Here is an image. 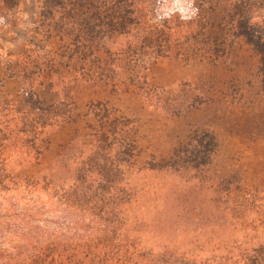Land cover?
<instances>
[{
  "label": "trees",
  "instance_id": "obj_1",
  "mask_svg": "<svg viewBox=\"0 0 264 264\" xmlns=\"http://www.w3.org/2000/svg\"><path fill=\"white\" fill-rule=\"evenodd\" d=\"M40 2L46 40L66 30L73 37V49L64 55L47 44L6 62L19 90L11 98L0 97V264H264L263 190L247 194L248 215L224 219L223 233L217 237L200 235L201 227L190 234L184 230L164 236L166 231L157 230L147 219L145 191L127 175L135 165V147L117 135L116 128L92 133L96 139L89 145L74 140L42 176L19 173L26 163L41 157L48 129L71 114L72 105L62 95L71 82L63 70H70V62L83 46L87 48L86 42L91 48L106 49L112 75L123 66L134 72L133 81L147 107L176 115L205 101L200 88L190 81L149 88L139 72L177 45L192 57L206 53L213 59L225 58L241 31L263 54L264 0L221 3L225 17L219 23L222 40L217 42L208 37L214 24L211 0H184L185 11L163 10L159 17L156 9L154 14L147 12L152 5L148 0ZM168 4L169 0L153 2L156 7ZM90 52L76 58L74 78L103 76L101 60L94 58L93 49ZM91 110L97 117L107 114L94 110V105ZM200 138L204 143L183 152L181 165L189 171L202 170L211 162L214 139L204 134ZM178 162L150 166L172 177L182 172L181 165L173 167ZM163 190L157 191L158 199ZM166 230L176 231L173 225Z\"/></svg>",
  "mask_w": 264,
  "mask_h": 264
},
{
  "label": "rangeland",
  "instance_id": "obj_2",
  "mask_svg": "<svg viewBox=\"0 0 264 264\" xmlns=\"http://www.w3.org/2000/svg\"><path fill=\"white\" fill-rule=\"evenodd\" d=\"M40 1L0 0V50L3 45L17 50L5 58V63L19 53L41 50L47 44L54 52L64 55L73 49V37L66 30L62 34L54 32L46 40L40 27L43 6ZM172 1L156 7L154 0H148V5H152L147 12L156 9L159 17L163 10L178 12L188 7L184 0ZM225 1L211 0L209 5L213 8L214 24L208 29V37L215 42L222 40L219 23L225 16L224 6L219 5ZM18 9L24 13L23 18L17 15ZM155 17L151 20L155 21ZM235 41L229 56L222 59H213L206 53L192 57L177 45L148 70L139 72L147 79L149 88L169 87L183 81L200 88L205 101L176 115L147 107L139 84L133 81L134 72L123 66L117 75H112L107 67L110 57L106 49L91 48L94 46L86 42L87 48L83 46L73 59L84 53L89 55L93 49L94 58L103 64L105 72H99L103 76L88 80L74 78L79 65L75 60L70 62V70H63L71 83L64 86L62 95L71 103L72 112L66 120L48 129L41 157L26 163L19 173L42 176L74 140L89 145L96 139L92 133L116 128L117 135L135 147V165L127 170V175L145 191L143 203L148 206L147 219L152 226L166 231L164 236L183 234L184 230L190 234L191 229L198 227H201L200 235L219 236L223 233L220 223L224 219L248 215L247 194L264 191V53H259L242 31ZM1 52L3 55L4 51ZM92 74L95 76L96 72ZM12 79L17 91H5L0 80V97L17 94L19 82ZM93 105L94 110L102 113L105 110L107 114L97 117L91 110ZM114 122L118 124L113 126ZM203 134L214 139L211 162L202 170L189 171L181 165L183 152L204 143L200 138ZM175 160L181 162L173 167L177 169L181 165L182 172L172 177L151 170L152 163L161 167ZM159 189H164L161 199L156 196ZM170 225L175 232L166 230Z\"/></svg>",
  "mask_w": 264,
  "mask_h": 264
},
{
  "label": "crops",
  "instance_id": "obj_3",
  "mask_svg": "<svg viewBox=\"0 0 264 264\" xmlns=\"http://www.w3.org/2000/svg\"><path fill=\"white\" fill-rule=\"evenodd\" d=\"M20 18H23L24 13L21 12V9H18V14ZM21 25H19V28H21L22 23H20ZM1 44V42H0ZM1 46V50L0 52L3 50L4 53L3 55L0 53V80L3 81L2 87L5 91H10L11 93H15L17 91V89L15 88L16 85H14L13 83H11L13 81V79L10 77L7 68H6V63H5V58H9V56H11L12 54H14L17 50L16 49H12V48H6L7 46ZM14 48V47H13Z\"/></svg>",
  "mask_w": 264,
  "mask_h": 264
}]
</instances>
